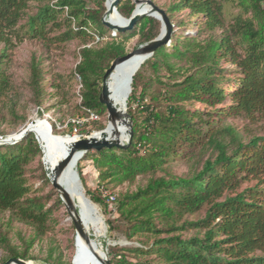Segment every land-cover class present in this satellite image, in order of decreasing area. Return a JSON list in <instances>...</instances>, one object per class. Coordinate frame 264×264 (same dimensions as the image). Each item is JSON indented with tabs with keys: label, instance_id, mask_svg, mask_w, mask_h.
Masks as SVG:
<instances>
[{
	"label": "trees",
	"instance_id": "1",
	"mask_svg": "<svg viewBox=\"0 0 264 264\" xmlns=\"http://www.w3.org/2000/svg\"><path fill=\"white\" fill-rule=\"evenodd\" d=\"M29 1L0 0V46L4 45L0 51V101L12 85L7 69L9 51L27 39L46 45L77 39L82 44L81 60L71 76L81 78L80 103L66 99L69 93L62 75L50 74L45 83L36 57L30 65V86L38 104L48 85L63 99L59 107L68 105L75 114L93 111L107 115L100 102L106 71L116 58L128 53L126 43L131 38L139 37L138 46L156 39L161 21L146 16L132 31L117 32L111 35V42L98 45L102 40L95 42V35L102 39L111 31L103 23L108 0L107 6L106 0H95L92 6L87 0H37V13L20 25ZM137 1L121 0L119 12L130 18ZM227 1L181 0L166 10L172 23L180 27L188 21L175 22V14L189 10L190 22L199 26L198 36L185 39L173 33L171 45L160 47L134 75L127 105L134 126L130 148L92 150L78 163L85 187L81 163L88 159L101 182L119 185L147 178L136 192L116 197L118 216L111 215L106 223L110 238L121 234L133 241L151 235L154 241L142 240L141 246H107L109 264H264V134L245 141L235 127L222 124L225 117L256 120L264 115V0H237L241 11L230 21L225 16ZM56 31L59 33L51 35ZM204 32L210 34L201 40ZM179 63L190 65V72L181 80ZM163 66L170 70V81L159 75ZM149 69L155 77L148 74ZM152 84L156 85L152 103L142 110L141 104L135 105L143 103ZM162 86H167L165 93ZM227 101L229 105L218 107ZM105 127L97 125V130ZM42 154L34 133L14 145H0V212L9 211L14 219L33 226L36 238L47 233L52 215L46 200L31 196L27 176L29 165ZM178 162L188 167L181 175L171 168ZM42 169L50 183L43 164ZM246 182L255 183L240 190ZM86 193L108 211L111 201L99 192ZM205 208L202 218L181 222L185 214ZM191 230L196 233L184 237L182 232ZM34 240L21 251L3 238L9 256L2 264L13 257L30 258ZM54 252L51 248L48 255L52 264H64L61 254L54 256Z\"/></svg>",
	"mask_w": 264,
	"mask_h": 264
},
{
	"label": "rangeland",
	"instance_id": "2",
	"mask_svg": "<svg viewBox=\"0 0 264 264\" xmlns=\"http://www.w3.org/2000/svg\"><path fill=\"white\" fill-rule=\"evenodd\" d=\"M161 8L167 10L170 6L180 2L181 0H152ZM95 0H87L88 6H92ZM106 2V1H105ZM138 3L136 2V5ZM40 6V2L37 0H30L29 7L26 11L24 18L21 20L20 25H24L31 15L37 13ZM240 7L237 4V0H228L225 4V16L228 21L240 13ZM189 10H183L175 14V22L185 19L188 21L186 26L180 27L174 25V33L179 37L189 38L197 37L199 33V26L195 23L190 22L191 16ZM59 31L51 33V35L58 34ZM219 34L220 31H217ZM210 32H204L200 36L203 40ZM111 35H117V31H109L98 45H104L111 42L113 39ZM139 37L136 36L131 38L126 43V49L129 52L134 51L139 48L138 46ZM93 44V43H92ZM170 46V45H169ZM4 45L0 46V51L3 49ZM82 44L79 40L75 39L67 43H56L53 42L50 45H46L41 40H25L18 44L10 52V57L7 58L9 63L7 66L8 73L12 80V85L6 95L0 101V140L7 139L11 134L19 132L22 128L30 123H33L39 118L48 119L52 126L54 133L60 135H79L80 138L90 136L97 130V125H106L108 122V114L105 116H100L94 112L97 117L92 119L90 117V112L86 114H75V112L68 106L63 105L59 107V103L62 98L55 96V90L47 85V94L44 95L41 100L42 104L37 103V98L30 86L31 80V62L33 57H36L38 61L41 62V67L45 73V83L48 84L50 81V74L55 76L62 75L64 81L66 82L65 87L68 90V97L66 99L70 100L72 104L80 103V89H81V78L77 76H71L74 72L77 64L80 62L81 57L79 54ZM225 63H223L224 65ZM177 69H181L179 72V80L185 78L186 74L190 72V65L188 63L176 64ZM224 67H232L231 63H227ZM150 76L155 77L152 71L147 70ZM160 77L163 81H170L169 76L171 75L170 70L165 66L162 67L160 71ZM146 74L144 72L142 78L146 80ZM117 78L114 79V84ZM50 85V82H49ZM156 85L152 84L148 88L147 93L143 103L141 104L142 110L147 109L148 105L152 103V95L156 91ZM167 86H162L163 93H165V88ZM142 87L139 90V95L142 94ZM131 94V93H130ZM130 96V95H129ZM63 100V99H62ZM128 102V101H127ZM230 101L225 104L219 105H229ZM127 105V103H126ZM196 107L204 108L206 107L202 103H194ZM128 109V106H127ZM139 108H137L138 110ZM211 109V108H208ZM146 111L141 113V119L144 117ZM80 119L83 124L78 127V132L75 128L69 124L70 119ZM132 119V118H131ZM223 125H231L243 136L245 141H248L252 135L264 134V115L258 117L256 120H252L244 117H225L222 121ZM73 129H72V128ZM44 153L42 156L38 157L33 163L28 167L27 176L29 179V184L31 185L32 192L31 196L42 197L46 200V207L52 209V215L48 221V231L41 237L36 238V231L33 226L20 222L11 216L9 211L0 212V263L9 256L7 251V246L1 240L3 238H8L11 245L18 247L19 250L23 251L28 242L32 239L34 243L29 250L28 261L32 264H52L49 260L48 255L50 249L55 250L54 256L61 254L62 261L64 264L68 262L74 263V258L76 255V228L74 222L67 210L65 203L61 198V194L56 190L52 183H46L43 176L42 164L44 165ZM41 162V163H40ZM80 162V161H79ZM83 168V174L86 182V187L84 186L85 192L90 190L93 193L99 191L100 187L105 186L109 192L119 199L125 193L136 192L139 187L144 186L147 182V178L142 176L138 177L134 182H125L123 184L116 185L112 182L106 181L101 182L99 178V172L93 164V161L88 159L81 163ZM78 167V166H77ZM45 168V165H44ZM172 171L179 175L185 173L188 169L187 165L183 162L174 163L172 165ZM48 176V175H47ZM255 182H246L242 185L240 190L253 185ZM89 197V196H88ZM62 200L63 203L60 202ZM116 200V199H115ZM112 201L111 206L108 208L107 212H104L100 206V214L105 221V231L102 235H96L94 227H91L89 233L92 234L93 239L102 247V249L109 255V248L107 246H141L142 240L154 241L153 236L148 235L141 236L139 240L136 238L133 241L127 240L123 235L116 234L115 238L109 237V228L106 223V219L111 215L118 216L116 211L117 201ZM206 208L195 214H185L181 222L185 220H197L205 215ZM93 229V230H92ZM184 237H190L194 235L195 231H184L182 232ZM166 234H163L164 236ZM4 244V245H1Z\"/></svg>",
	"mask_w": 264,
	"mask_h": 264
},
{
	"label": "water",
	"instance_id": "3",
	"mask_svg": "<svg viewBox=\"0 0 264 264\" xmlns=\"http://www.w3.org/2000/svg\"><path fill=\"white\" fill-rule=\"evenodd\" d=\"M107 1V0H106ZM121 0H114L111 9L113 11H116V13H121L118 10V6L120 4ZM137 5L135 10L132 13V16L130 18H126L123 15H121L122 20L121 22H114L111 20V18L108 17V11H106L104 17H103V23L110 28L111 30H115L117 32H127L132 31L136 24L141 21L142 18L146 16H152L158 20L161 21L162 28L161 32L158 35V37L149 43L140 45L139 48L135 49L132 52L127 53L124 56L116 58L111 66L106 71L104 78H103V84H102V92L100 95V102L104 104L107 108V114L110 122H117L119 120L124 121L129 126V131L127 134V139L123 140L121 139L120 132H110V125H108L106 128L100 130L97 132L99 135L91 134L90 136L84 137V138H77L73 141L70 151L68 154L62 159L55 167L54 174L50 171L47 164L44 161L45 170L47 172V175L53 185V187L58 190L61 194V198L63 202L65 203L67 210L74 222L75 228H76V237L82 236L85 241L89 244L96 242L95 239H93L92 234L89 233V231L86 230L85 224L83 223L82 219L80 218V210L76 206L74 202V198L71 197L70 193L67 191V189L64 187L63 183L60 181L61 174L65 171V169L69 166V164L72 162L73 158L76 155H81L84 157V155L92 150L95 151H101L105 148L112 149V148H119L127 150L132 145L133 136H134V126H133V120L131 119L129 113L127 112V105H126V111H122L119 109V107L114 103L112 99V91L111 87L109 85V82L111 78L113 77L118 65L129 58H131L135 54H141L143 56L152 57L154 53L162 46H169L172 42V36L174 33V24L172 23L167 11L160 6H158L154 1L152 0H139L137 1ZM143 4V10H138V5ZM106 6V2H105ZM107 8V7H106ZM133 82V74L129 73V71H123L120 73L118 78L115 81V87L117 92H119L123 96H127L129 98V93L132 92V83ZM34 133L36 136V139L38 140L41 149L44 153V147L43 144L37 135L36 131L31 127L27 126L26 128L21 131L19 134V137H15L14 139H5L0 141V145H14L21 140H23L28 134ZM70 181L73 182L77 188V190L84 189L83 183L81 181V177L79 175L78 169L73 168L70 176ZM92 201V200H90ZM93 202V201H92ZM106 253V252H105ZM106 258L103 261V264H109V255L106 253ZM29 264V261L20 257H13L10 258L8 261H6L4 264Z\"/></svg>",
	"mask_w": 264,
	"mask_h": 264
},
{
	"label": "bare ground",
	"instance_id": "4",
	"mask_svg": "<svg viewBox=\"0 0 264 264\" xmlns=\"http://www.w3.org/2000/svg\"><path fill=\"white\" fill-rule=\"evenodd\" d=\"M113 2L114 0H108V17L111 18L112 21L118 23L122 20V14L120 15L119 13H116V11H113L111 9ZM138 6L139 11L143 10V4H140ZM147 58L148 57L143 56L141 54H135L128 60L120 63L109 82L112 91V99L122 111H126V103L128 101V98L127 96H123L119 92H117L114 84V79L118 78L120 73L123 71H129V73L133 74L134 77V75L141 68L142 64H144L148 60ZM108 125H110V132L113 133L115 131H119L121 139H127L129 126L124 121L119 120L113 123L110 122L108 118V122H106V127ZM27 126H31L39 136L44 147V161L50 171L54 174L56 165L68 154L73 141L78 137L76 135H60L54 133L51 124L46 118H39L33 123L28 124ZM27 126H25L24 128H26ZM24 128H22L17 133L11 134L8 138L14 139L15 137H19V134L21 133V131H23ZM97 132L98 131L94 132V135H99L97 134ZM82 158L83 157L81 155H76L73 158L72 162L61 174L60 181L70 193L71 197L74 198V202L80 210V218L85 224L86 230L90 231L91 227H94V233L100 236L106 230V227L105 221L100 214L99 208L95 203L90 201L91 198L88 197L84 189H82L81 191L77 190L75 184L70 181L72 169L77 168L78 163ZM105 254V251L97 243V241L89 244L85 241L82 236L76 237V255L73 264H103V261L106 258ZM29 264L32 263L29 261Z\"/></svg>",
	"mask_w": 264,
	"mask_h": 264
},
{
	"label": "built area",
	"instance_id": "5",
	"mask_svg": "<svg viewBox=\"0 0 264 264\" xmlns=\"http://www.w3.org/2000/svg\"><path fill=\"white\" fill-rule=\"evenodd\" d=\"M95 42H98V41H100L101 40V38L99 37V36H97V35H95ZM90 117L92 118V119H95L96 117H97V115L93 112V111H90ZM69 124H71V125H73L74 126V128H75V131H79L78 130V127H80L82 124H83V122L80 120V119H75V118H73V119H70V121H69ZM78 138H80V136L79 135H76ZM3 140V137L1 138V140L0 141H2ZM105 199H107L108 201H114L115 199H116V196L115 195H113L111 192H109L108 191V189L106 188V187H100L99 188V191H98Z\"/></svg>",
	"mask_w": 264,
	"mask_h": 264
}]
</instances>
